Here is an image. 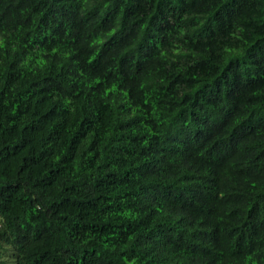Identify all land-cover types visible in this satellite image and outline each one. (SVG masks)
Listing matches in <instances>:
<instances>
[{"label":"clouds","instance_id":"1","mask_svg":"<svg viewBox=\"0 0 264 264\" xmlns=\"http://www.w3.org/2000/svg\"><path fill=\"white\" fill-rule=\"evenodd\" d=\"M264 0H0V264H264Z\"/></svg>","mask_w":264,"mask_h":264},{"label":"trees","instance_id":"2","mask_svg":"<svg viewBox=\"0 0 264 264\" xmlns=\"http://www.w3.org/2000/svg\"><path fill=\"white\" fill-rule=\"evenodd\" d=\"M258 50H260V51L264 52V49H258Z\"/></svg>","mask_w":264,"mask_h":264}]
</instances>
